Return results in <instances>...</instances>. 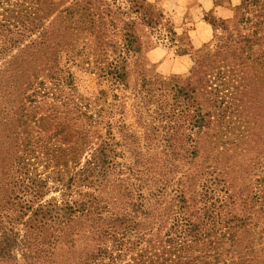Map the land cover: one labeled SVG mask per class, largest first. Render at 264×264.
Here are the masks:
<instances>
[{"label": "rangeland", "instance_id": "1", "mask_svg": "<svg viewBox=\"0 0 264 264\" xmlns=\"http://www.w3.org/2000/svg\"><path fill=\"white\" fill-rule=\"evenodd\" d=\"M241 1L139 0L138 8L133 0H0V102L25 79L24 70L6 79L14 65L72 55L83 29L120 35L130 19L136 42L117 91L113 144L90 185L60 190L42 162L30 179L12 167L24 134L9 103L0 104V264H91L117 239V217L129 219L124 241L136 251L149 235L170 233L183 195L223 214L249 208L257 231L264 227V40L252 50L243 40L255 17L239 20ZM21 19L27 29L14 27ZM32 41L40 51L26 58ZM76 80L86 95L104 89L94 73L78 70ZM37 126L30 118L23 127ZM51 132L48 145H62Z\"/></svg>", "mask_w": 264, "mask_h": 264}, {"label": "trees", "instance_id": "2", "mask_svg": "<svg viewBox=\"0 0 264 264\" xmlns=\"http://www.w3.org/2000/svg\"><path fill=\"white\" fill-rule=\"evenodd\" d=\"M133 4L140 7L139 0H133ZM236 9L245 26L249 22L248 17L243 20L245 14L255 17L251 39H243L252 43V50L264 40V0H242ZM19 22L14 25L18 30L29 26L25 19ZM104 22L105 19L100 21ZM122 22L127 29L120 35L103 30L90 35L83 29L76 34L72 55L40 59V63L45 60L43 64L28 57L40 51L41 42L32 41L26 55L31 59L14 65L8 73L6 79L13 81L14 75L24 70L20 91L13 100L4 99L0 104L9 103L10 108L5 110L17 118L19 132L24 134L14 158L11 156L8 161L26 178L30 179L42 162L45 168H52L51 176L56 175L53 178L60 190L71 188L76 180L92 183L97 161L106 159L113 144L111 130L117 122L113 118L120 111L117 91L127 85V57L135 49L136 42L130 34L133 20ZM90 23L94 22L90 19ZM234 46L235 51H241L238 41H234ZM260 54L253 58L259 59ZM78 70L94 73L104 89L91 95L83 93L76 80ZM30 118L38 125L33 133L23 127ZM50 131L62 138V145H48L45 133ZM71 165L74 169L69 173ZM62 174L66 175V182L62 181ZM7 185L8 190H15V182L11 185L9 181ZM243 209L242 215L223 214V208L215 207L208 199L183 195L181 211L170 233L164 237L149 235L136 251L124 241L129 219L117 217L114 222L118 225L112 229L117 239L109 249L98 251L91 264H264V227L257 231L255 215L249 208Z\"/></svg>", "mask_w": 264, "mask_h": 264}]
</instances>
